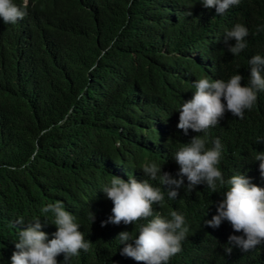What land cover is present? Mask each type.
<instances>
[{
	"label": "trees",
	"instance_id": "trees-1",
	"mask_svg": "<svg viewBox=\"0 0 264 264\" xmlns=\"http://www.w3.org/2000/svg\"><path fill=\"white\" fill-rule=\"evenodd\" d=\"M15 2L27 6V15L15 24L0 18V264H11L18 233L34 218L53 238L54 216L41 208L56 202L91 244L67 262L60 254L57 264H137L120 254L116 237L138 235L146 221L101 226L113 207L101 190L113 175L148 179L165 197L154 214L185 217L186 239L169 264H264V244L246 252L231 246L226 254L228 237L242 233L227 221L205 224L227 184L218 183L216 192L185 186L169 199L167 186L141 170L156 163L175 177L172 154L204 135L176 127L195 81L240 74L248 84L249 60L264 57V0H240L222 15L202 0ZM236 23L249 31L239 56L223 42ZM207 135L208 147L217 138L222 144L218 167L225 181L243 174L264 188L255 160L264 152V90L243 119L226 112Z\"/></svg>",
	"mask_w": 264,
	"mask_h": 264
},
{
	"label": "clouds",
	"instance_id": "clouds-1",
	"mask_svg": "<svg viewBox=\"0 0 264 264\" xmlns=\"http://www.w3.org/2000/svg\"><path fill=\"white\" fill-rule=\"evenodd\" d=\"M202 3L205 8H215L217 15H222L231 6L238 5L240 0H202ZM26 15L27 6L24 3L0 0V18L3 23L15 24ZM248 35V29L236 23L224 36L227 51L239 56L247 48ZM248 63L250 75L247 85H242L244 77L240 74L232 75L227 81L204 77L194 82L195 91L190 100L183 102L176 127L185 134L191 129L204 135L194 136L190 143L182 144L172 154L179 166L175 177L162 171V167L156 163H144L141 167L146 177L159 179L161 185L167 186L169 199H176L178 190L185 186L191 191L205 184L212 192H216L218 183L227 184L225 198L218 203L216 215L205 221L212 228H218L223 221H227L235 232L242 233L228 237L224 249L226 254H231V246L246 252L264 244V188L252 183L243 174L233 175L225 181L218 167L222 159L219 138L212 142V147L207 146L209 129L217 126L226 112L243 119L245 110H251L255 105L258 91L264 90V57L256 54ZM255 160L259 161L260 175L264 177V152H258ZM101 191L113 204L112 215L101 226L107 223L133 225L140 220L146 221L139 225L136 236L128 231L117 235L116 238L123 245L121 255L132 258L137 264H169L170 259L181 252L182 241L188 232L185 217L176 211L170 213V219L154 214L153 205L160 204L165 198L160 187H154L148 179L138 182L129 176L125 181L113 175L110 184ZM41 212L54 216L52 224L57 230L52 234L53 238L49 239L42 230L41 220L34 218L33 222L19 231L16 250L10 257L11 264H57L56 257L60 254L64 255L67 262L78 256L81 250L89 251L90 242L85 240L75 217L65 210L61 202L49 203L41 208ZM94 219L95 214L92 213V222ZM18 223L22 224L23 221Z\"/></svg>",
	"mask_w": 264,
	"mask_h": 264
}]
</instances>
